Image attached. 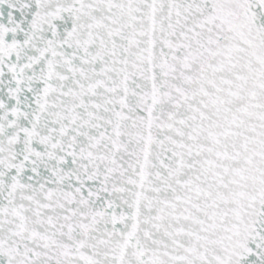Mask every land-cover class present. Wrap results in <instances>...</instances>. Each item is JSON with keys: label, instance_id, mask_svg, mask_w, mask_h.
Wrapping results in <instances>:
<instances>
[{"label": "snow or ice", "instance_id": "obj_1", "mask_svg": "<svg viewBox=\"0 0 264 264\" xmlns=\"http://www.w3.org/2000/svg\"><path fill=\"white\" fill-rule=\"evenodd\" d=\"M0 264H264V0H0Z\"/></svg>", "mask_w": 264, "mask_h": 264}]
</instances>
